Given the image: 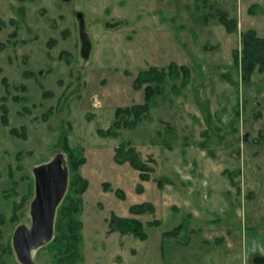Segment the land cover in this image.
I'll use <instances>...</instances> for the list:
<instances>
[{"label":"rangeland","instance_id":"374dc122","mask_svg":"<svg viewBox=\"0 0 264 264\" xmlns=\"http://www.w3.org/2000/svg\"><path fill=\"white\" fill-rule=\"evenodd\" d=\"M217 10L236 20L235 31ZM248 28L264 39V0H0L1 245L31 223L33 168L60 153L69 169L64 197L79 200L71 216L81 225L83 264H242L244 238L264 230V71L246 83L233 63ZM171 61L191 72L179 94L172 85L180 80L167 79L135 127L99 135L117 107L143 101L138 71ZM61 136L86 158L81 194L70 188L76 172ZM122 142L151 167L150 179L114 161ZM141 202L154 211L130 214ZM111 216L140 220L147 237L112 231ZM33 259L51 264L46 249ZM0 264L20 263L0 250Z\"/></svg>","mask_w":264,"mask_h":264},{"label":"trees","instance_id":"16d2710c","mask_svg":"<svg viewBox=\"0 0 264 264\" xmlns=\"http://www.w3.org/2000/svg\"><path fill=\"white\" fill-rule=\"evenodd\" d=\"M248 10L251 11V8L249 7ZM216 12L219 22L227 32H233L237 29L235 19L228 17L224 11L217 10ZM240 36L241 50L240 52H233V63L239 66L241 80L248 83L255 71H264V39L258 36L252 28L243 31ZM190 77V69L184 64L178 65L174 61L169 62L164 68L147 65L146 68L140 69L133 81V86L134 88H140L144 85L143 101L129 106L117 107L114 111V123L105 130L99 129L98 134L102 136H116L118 132L115 129V124L120 123L123 128L135 127L142 118L147 116L152 100L157 95L164 94L167 79L180 80L179 85H172L173 92L179 94L180 90L188 84ZM3 111V116H6L7 110L4 108ZM259 136L264 139V131ZM59 140V146L67 153L70 170L76 172L70 182V188L81 194L86 190L88 184L87 180L78 173L79 167L86 161L82 153L83 150L81 148L71 149L67 145L65 136H61ZM113 159L118 164L128 162L134 169L139 171V178L141 180L150 179L148 174L152 169L142 159L134 146L123 142L120 143L115 149ZM229 176H231V173ZM155 179L160 184L166 181L162 177H155ZM233 184L237 185V183ZM116 193L118 196L123 197L120 190H116ZM77 201L79 200L72 201L71 197H64L57 209L55 234L50 242L40 248L46 249L51 264H83L82 236L79 231L81 225L79 221L71 216L79 209ZM128 210L133 215L152 213L154 205L150 202L135 203L130 205ZM107 223L112 231H116L121 235H131L139 239L147 237L144 231V224L136 218L111 216L107 220ZM155 223L156 221L154 223L149 222L147 225ZM165 234H174V231L170 230Z\"/></svg>","mask_w":264,"mask_h":264},{"label":"water","instance_id":"95a60500","mask_svg":"<svg viewBox=\"0 0 264 264\" xmlns=\"http://www.w3.org/2000/svg\"><path fill=\"white\" fill-rule=\"evenodd\" d=\"M83 32L81 28V36H84ZM32 172L35 194L30 203L31 225L17 226L12 237L16 257L23 264H36L33 252L52 240L56 210L67 190L69 179L66 160L60 153L36 165Z\"/></svg>","mask_w":264,"mask_h":264},{"label":"crops","instance_id":"0c3cea01","mask_svg":"<svg viewBox=\"0 0 264 264\" xmlns=\"http://www.w3.org/2000/svg\"><path fill=\"white\" fill-rule=\"evenodd\" d=\"M249 238H244L245 248L241 250V255L244 257V260H241V263L264 264V230ZM247 242H249V244H247ZM232 244L233 243L229 240L226 245L231 247ZM236 256L238 257L239 253H237Z\"/></svg>","mask_w":264,"mask_h":264},{"label":"flooded vegetation","instance_id":"af4514ba","mask_svg":"<svg viewBox=\"0 0 264 264\" xmlns=\"http://www.w3.org/2000/svg\"><path fill=\"white\" fill-rule=\"evenodd\" d=\"M81 39H82V42H83V45L85 44V41H84V36H81ZM85 48V46H83V49ZM30 212V211H29ZM30 219H31V216H30ZM30 225H31V223H30ZM29 225V226H30ZM26 226V225H25ZM29 226H27V227H29ZM15 230V229H14ZM14 230H13V232H12V234H11V237H10V242H8V243H6L5 245H1V243H0V250H3V251H6V252H11V253H14L15 254V251H14V248H13V244H12V237H13V235H14ZM42 247V246H41ZM41 247H39V248H37L34 252H33V254L34 253H36L37 254V252L38 251H40V248ZM15 256H16V254H15ZM16 259H17V257H16ZM34 260V259H33ZM17 261L20 263V264H23V263H21L18 259H17ZM35 262V261H34ZM36 263V262H35ZM37 264V263H36Z\"/></svg>","mask_w":264,"mask_h":264}]
</instances>
